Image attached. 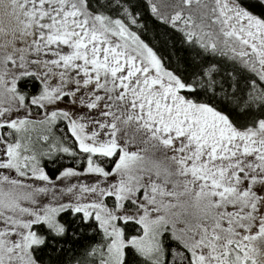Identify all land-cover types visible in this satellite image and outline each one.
<instances>
[{
	"label": "snow or ice",
	"instance_id": "1",
	"mask_svg": "<svg viewBox=\"0 0 264 264\" xmlns=\"http://www.w3.org/2000/svg\"><path fill=\"white\" fill-rule=\"evenodd\" d=\"M0 264H264V0H0Z\"/></svg>",
	"mask_w": 264,
	"mask_h": 264
}]
</instances>
